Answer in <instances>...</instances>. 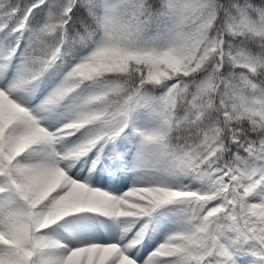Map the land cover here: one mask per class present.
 Listing matches in <instances>:
<instances>
[{"label":"snow or ice","instance_id":"obj_1","mask_svg":"<svg viewBox=\"0 0 264 264\" xmlns=\"http://www.w3.org/2000/svg\"><path fill=\"white\" fill-rule=\"evenodd\" d=\"M0 264H264V0H0Z\"/></svg>","mask_w":264,"mask_h":264},{"label":"rangeland","instance_id":"obj_2","mask_svg":"<svg viewBox=\"0 0 264 264\" xmlns=\"http://www.w3.org/2000/svg\"><path fill=\"white\" fill-rule=\"evenodd\" d=\"M103 162L105 163V165H107V164L110 162V158H109V157H104V158H103ZM105 174H107V173H105ZM131 181H132V176H131V174H128L127 179H126V187L123 188V189H121V191L126 190L127 185H130V184H131ZM100 187H101L102 189H105V188H106L107 190L112 191V189H111L110 186L100 185ZM114 194H119V193H114ZM119 219H120L122 222H126V223L129 224L130 231H131L132 229H134V228L137 227V225L134 223V221H135L136 218H119ZM113 227L115 228V230H116L117 232L120 231V228L117 227L115 224L113 225ZM101 230L104 231V232L107 234V228H103V229H101ZM154 246H155V245L152 244V247H154ZM150 251H151V247H148V248H146V249H141V250H140V255H141V256H147L148 252H150Z\"/></svg>","mask_w":264,"mask_h":264}]
</instances>
